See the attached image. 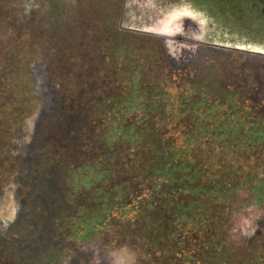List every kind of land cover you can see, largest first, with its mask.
Wrapping results in <instances>:
<instances>
[{
	"label": "flooded vegetation",
	"instance_id": "1",
	"mask_svg": "<svg viewBox=\"0 0 264 264\" xmlns=\"http://www.w3.org/2000/svg\"><path fill=\"white\" fill-rule=\"evenodd\" d=\"M141 2L0 0L50 45L40 74L26 52L0 64L17 91L0 103V191L14 185L17 202L0 264H110L114 243L145 264H264V207L244 228L213 222L205 240L185 229L247 181L238 166L261 176L250 171L247 209L264 200V0H230L222 24L208 0ZM103 64L118 77H98ZM219 149L224 172L200 186ZM126 206L135 218L112 224Z\"/></svg>",
	"mask_w": 264,
	"mask_h": 264
},
{
	"label": "rangeland",
	"instance_id": "2",
	"mask_svg": "<svg viewBox=\"0 0 264 264\" xmlns=\"http://www.w3.org/2000/svg\"><path fill=\"white\" fill-rule=\"evenodd\" d=\"M23 1V0H22ZM212 3V5L214 7L220 6V4L222 5L223 9L221 10L220 16L217 18L219 19V23L222 24L225 19V16L223 15V13L225 12H229V9L226 8L231 2L230 0H217L215 3L214 0H208ZM17 1H14L12 3L16 4ZM144 2L149 3V0H142L141 3L145 4ZM10 3V4H11ZM42 2H41V6H42ZM143 7V6H142ZM7 8V11H5V13H1L0 15V64L2 61H4L7 57L9 52L12 54V58L11 59H18L21 55V53L26 52V54L28 55V58L32 59V60H36L37 61H41L40 65H33V67L30 65L29 70L31 72V74L34 73H41V67L45 66L47 64L44 56H43V52H46V55L48 56V54L50 53V49L49 47L47 48V46H50L48 44V42H44L46 48H43V52H41L38 48H37V43L38 41L41 43V49H42V41H41V36L38 35H31V34H27L30 33V31L26 28H23V20L22 17L24 18V20H27L26 17L27 14H24V16H17L16 19L11 20V18L13 19V17L10 16V11H8V9H10V6L4 5L3 9L5 10ZM19 6H18V10H19ZM22 14V13H21ZM7 15V16H6ZM36 14L34 13L33 17ZM223 15V16H222ZM8 17V18H7ZM231 17V16H230ZM223 19V20H222ZM230 20V19H229ZM223 21V22H222ZM153 21H148V23L150 24ZM232 21L230 20L231 23ZM38 23H41V19L39 20H35V24H37V27H41L38 25ZM232 24V23H231ZM38 30V29H37ZM47 37V36H46ZM205 37L208 38H212L214 39V36L208 31L205 34ZM47 39V38H46ZM75 46H76V40L74 42ZM74 46V47H75ZM15 51H20L19 53L15 52ZM22 56L25 57V55L22 54ZM108 57L106 56H103ZM101 58V53L98 52V60H100ZM81 60V58H80ZM61 61H63V59H61ZM34 62V63H35ZM99 65V63H97ZM1 66V65H0ZM102 68V70H100L98 77H101V75H108L107 77H118L119 73L116 72V69L114 68H108L107 66H105V64H103L102 66H100ZM33 68V70H32ZM106 68V69H105ZM1 69V67H0ZM96 70H99V66H97L94 70V72ZM0 78L2 79L0 82V103L4 100L2 99L3 97L8 96V93H10V87H11V93L15 94L17 93V91L15 90L14 85L11 86V84L13 83V79L11 80L12 76H11V71L9 69H4L0 71ZM41 76V75H40ZM156 76V75H155ZM157 77H159V75H157ZM14 84V83H13ZM42 94V91H41ZM42 97V95H41ZM10 99V97H9ZM39 107L36 108V106H34V109L32 108V104L30 103L27 115L29 113V111H31L32 109L36 111V109H38ZM8 108H4L2 110H7ZM1 110V111H2ZM33 111L31 113H29V115L26 117V119L30 120L31 117H33L34 115L36 116V112L33 113ZM32 115V116H31ZM34 116V117H35ZM3 122H7V119H0V130H2L3 128ZM165 137H169V135H165ZM174 140L176 141L177 144H175V146H179L178 143V139L175 138V136L173 135ZM219 151H223L222 150H213L210 154L212 156H216L215 160H217L215 163L213 162H207L209 164H201L202 166V175H204V177L202 178V182L201 185L205 187L206 184L208 183V185L210 186L211 183H213L214 181H208L210 179V173L211 171H216L217 169H221V165L219 162V160L223 159V155L220 158V155H217V153ZM228 151H225V156L227 154ZM262 151H258L256 150V153L253 154V156H255L256 160H260V154ZM183 154V153H182ZM233 159V158H231ZM255 161V160H254ZM240 169L239 173H242L244 170L248 171V177H247V181H244L243 179L240 182V185L238 186L237 190L232 193L231 195H227L226 200L224 198V200H222L221 202H216V200H210L208 202V205L210 207L209 210H205L204 213H202V215L207 218L209 221V224L212 226H209V224H206L208 222H203V221H196L195 223H198L197 225H195L194 223H190L191 225H186L185 229L186 231H188L192 237L194 239H204L205 238H209L208 234L205 233L204 229L206 228L207 230L209 228H214L213 225H215L213 222L217 223V221L219 220H224L227 223V229L229 230L230 227H242L244 228L245 226L249 225L251 222H253L261 213V211L263 210L264 207V200L261 201V203L257 206H250L248 209L247 207L250 205L251 202H249V194L248 191L250 188L247 187V183H250V178H251V174L250 171L253 169L254 170V175L259 178L260 176V172H258V168H256V162L253 163V166H238ZM144 168V167H141ZM224 172V169H221ZM244 175H247V173L244 172ZM203 183V184H202ZM224 184V182H222ZM11 185V186H10ZM7 185L5 187H3V189L0 191V222L2 220H4L5 218H10V217H15L16 214L12 213V210L14 211L15 207L17 206V202H16V198L14 196L15 193V188L14 185L10 184ZM195 185H198V183H196ZM220 188H223L222 185L220 186ZM224 189H222L223 192ZM214 199V198H212ZM179 201L184 204H186L187 202L190 201V203L194 202V205L197 206V204L200 202L199 198L197 197H189V201L188 198H180ZM205 201V200H204ZM115 205L120 204L119 201H117V203H114ZM125 204H128V201L125 202ZM212 207V208H211ZM217 208H221L222 210H217ZM67 211H69V209H67ZM70 212V211H69ZM221 212V213H219ZM227 213H230V217L227 218ZM221 214V215H219ZM115 220L112 222V224H120L123 225L124 223H128V221L132 220L135 218L133 210L131 208H129V206H126V208H124V210H120V211H114L113 214ZM227 218V219H226ZM222 220V221H223ZM213 223V224H212ZM234 224H236L234 226ZM209 226V227H208ZM116 227V226H114ZM65 229V228H63ZM113 230L110 229V233ZM68 235L67 230H63V234L64 235ZM108 233V234H110ZM205 233V234H204ZM106 234V235H108ZM114 236V235H113ZM115 237V236H114ZM220 237V236H219ZM118 242V241H117ZM206 242V241H205ZM212 242V241H211ZM110 243V238L107 239L106 241L104 240V244H108ZM160 244V243H159ZM108 246V245H107ZM161 246V244H160ZM207 249V247H206ZM127 250H125V247L123 245H119L117 243L114 244H110L108 246V249H105L106 253V259L110 260V264H145L142 262H139L138 260H134L132 255H128V253L126 252ZM126 252V253H125ZM184 253L187 255L186 257L188 258L189 255L191 254L190 250H188L187 248L184 249ZM195 258L198 257V254L193 255ZM72 264V262H69ZM201 264V262H199ZM158 264H164L163 261H158Z\"/></svg>",
	"mask_w": 264,
	"mask_h": 264
}]
</instances>
